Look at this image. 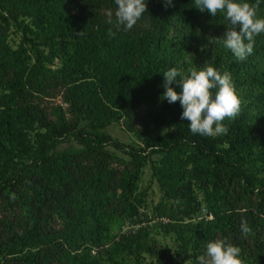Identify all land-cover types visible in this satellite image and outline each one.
I'll return each mask as SVG.
<instances>
[{
	"label": "trees",
	"instance_id": "obj_1",
	"mask_svg": "<svg viewBox=\"0 0 264 264\" xmlns=\"http://www.w3.org/2000/svg\"><path fill=\"white\" fill-rule=\"evenodd\" d=\"M73 3L0 0V22L7 27L12 22L23 37L16 51L0 39V196L8 198L16 188L34 186L29 219L24 229L9 236L0 248V264L2 257L17 264L53 263L63 240H68L72 249L70 264H105L103 256L108 250L103 243L108 222L116 212L126 214L132 209L128 215H134L136 202L145 195L137 193L145 167H149L163 198L173 200L185 214H189L195 188L205 199L216 202L213 220L199 226V237L193 227L169 217L167 227L181 242L184 254L192 252V264H197V257L205 251L200 241L212 239L214 228L221 231L222 239L241 249L243 264H264V237L256 233L249 244L237 217L215 211L218 196L225 199L238 185L243 197L255 191L264 208V179L251 172L254 160L264 157L254 156L258 149H264V34L260 36L261 45L254 47L245 60L218 45L208 62L221 72L246 77L250 84L249 100H242L240 115L224 121L226 134L205 137L191 133L189 121L181 119L183 108L178 101L170 130L145 136L142 146L136 148L113 140L105 129L128 116L138 104L163 94L164 72L173 67L185 73L192 69L185 71L179 65L187 48V33L184 40L175 42L170 37L173 31L200 25L215 29L225 16L218 13L213 17L197 10L194 0H171V4L146 0L147 12L141 19L146 26L134 34L103 21L96 23L93 15L89 18L73 13ZM258 14L264 17V0ZM20 17L28 18L29 23L22 24ZM56 60H62L64 67H47L54 66ZM84 64L94 66L99 77L98 83L86 84L92 89L87 96L79 97L78 83L72 85L78 95L72 104L80 111L76 121L71 125L59 114L56 121L36 119L26 105L28 95L45 94L49 80L70 84L75 69ZM171 87L181 91L176 83ZM71 141L81 147L79 158L92 156V167L86 171L77 158L59 152L62 144ZM116 152L128 158L131 172L119 175L108 164L99 167V154ZM51 212L67 220L63 230L50 225ZM255 224L254 217L249 226L255 228ZM119 241L121 248L132 255H153L142 229L129 231Z\"/></svg>",
	"mask_w": 264,
	"mask_h": 264
},
{
	"label": "rangeland",
	"instance_id": "obj_2",
	"mask_svg": "<svg viewBox=\"0 0 264 264\" xmlns=\"http://www.w3.org/2000/svg\"><path fill=\"white\" fill-rule=\"evenodd\" d=\"M73 1V13L77 15L84 14L89 18L93 15V20L96 23L103 21L118 27L115 17L117 9L115 0ZM109 11L112 13L111 16H109ZM19 21L22 24L29 23L28 18L20 17ZM145 26V21L140 20L137 25L127 31L139 34ZM229 26L228 21L224 18L215 29L200 25L195 28L190 27L189 30L178 28L177 31H173L170 37L175 42L184 40L185 33L188 36L186 37L187 48L183 51L182 58L179 61V65L183 70L188 71L189 68L199 70L201 66L208 64L217 46L222 45L215 43L212 38L222 37ZM118 28L124 29L123 26ZM263 34L255 37L254 47L261 45L260 36ZM0 39H4L11 51H16L23 42L21 33L12 22H10L9 27L0 22ZM261 59L263 65L264 58ZM47 67L55 70L63 68L64 65L62 60H56L54 66L48 65ZM229 73L241 99L249 100L248 96L251 93V88L249 82L246 81V77L236 76L231 71ZM98 77V71L94 66L84 64L82 67L75 69V73L69 82L71 85L64 83L61 79L49 80V83L45 84V94L31 92L28 95L26 105L34 111L36 119L56 121L57 114H59L65 122L72 125L80 114V111L72 104L74 97H78L77 93L72 89V85L78 83L79 92L81 93L79 97L87 96V94L92 92V89H87L86 84L92 85L93 83L94 85V83H98ZM161 78L162 76L159 77V79ZM154 84L159 85L158 80H155ZM163 94L158 95L153 100L138 104L130 111L128 116H123L119 121L111 123L105 131L111 135L113 140L125 145H133L137 148L142 146V139L145 136L156 135L165 132V130H170V121L176 112L178 101L174 104H169L167 100L161 99ZM255 114L256 112H252V115ZM80 148L75 142L71 141L68 144H62L58 149L60 153L66 152L71 155V158L75 160L77 158L82 168L86 171L92 167V156H80L79 158L78 154L82 152ZM262 154H264V149L260 148L255 152L254 156L259 158ZM99 155L101 160L99 167L101 168L108 164L110 169H113L118 174L132 171L128 158L118 152L115 155L104 153ZM251 172L258 179H264V157L254 160ZM141 173L137 193L142 191L145 195L136 202L135 206H137V209L132 217L128 215V213L133 212L132 209L127 210L126 214L116 212V215H114L113 213V218L108 222V233L105 241L103 240L104 248L109 251L104 254L103 262L105 264H160V261L161 264H187V261H190V264H192L190 258L192 252L187 248L189 252L187 255L184 254L181 242L177 241L175 233L170 231L167 225H169L170 219L178 221L185 226L190 225L197 232L196 237H199L202 231L199 226H205L213 220V205L216 202L205 199L203 192L195 188L189 214H185L181 210L182 208H178V204L173 200L168 201L163 198L161 188L152 178L149 167L143 168ZM33 188V185H28L27 187L16 188L8 198L4 195L0 196V248L5 245L9 236L15 235L24 229L29 219ZM242 191V187L238 185L233 191L227 193L225 199L218 196L220 197L217 201L218 209L215 208V211L237 217L240 225L242 221H247L249 226L255 217V228L249 226L253 229V232L251 231L246 236L247 242L251 244V240L255 238L256 233L260 237H264V208H262V202L255 191L246 193L245 197H248V200L241 196ZM118 193L119 190H117L116 194ZM50 215V225L54 229L63 230L65 225L68 224L67 220L64 217H60L56 212H51ZM138 229H142L146 235L147 245H149L153 255L145 252H142L139 256L132 255L121 248L120 236ZM220 232L219 229L214 228L211 232L212 239L200 241L205 251V246L209 241L222 237ZM135 247L136 245L133 246V248ZM163 249H165V254L162 253ZM71 250L68 240H63L57 254H55L56 261L50 264H70V253L73 255ZM95 250L94 248L92 254ZM205 251L203 254H205ZM1 260L2 264H17L9 257H2Z\"/></svg>",
	"mask_w": 264,
	"mask_h": 264
},
{
	"label": "clouds",
	"instance_id": "obj_3",
	"mask_svg": "<svg viewBox=\"0 0 264 264\" xmlns=\"http://www.w3.org/2000/svg\"><path fill=\"white\" fill-rule=\"evenodd\" d=\"M165 2L171 4V0ZM260 2L261 0H255V3L246 0H194L197 10L201 12L207 11L213 17L218 13L224 14L230 26L222 37L212 40L222 44L241 61L253 53L255 37L264 33V17L258 14ZM115 4L117 26H123L125 30L137 25L147 12L146 0H115ZM111 15L109 11V16ZM163 76L165 91L161 99L167 100L169 104L179 101L183 108L181 119L189 121L188 127L193 134L205 137L226 134L228 128L224 121L234 120L241 113L243 101L228 71L221 72L205 64L202 69L193 68L187 73L173 67L164 72ZM173 83L181 87L179 93L171 87ZM251 231L247 221H242V234L247 236ZM205 247V254L197 257V264H243L241 249L226 238L209 241Z\"/></svg>",
	"mask_w": 264,
	"mask_h": 264
}]
</instances>
